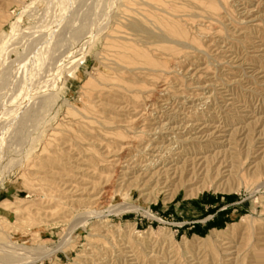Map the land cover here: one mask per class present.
Segmentation results:
<instances>
[{
	"label": "rangeland",
	"instance_id": "1",
	"mask_svg": "<svg viewBox=\"0 0 264 264\" xmlns=\"http://www.w3.org/2000/svg\"><path fill=\"white\" fill-rule=\"evenodd\" d=\"M35 259L264 264V0H0V264Z\"/></svg>",
	"mask_w": 264,
	"mask_h": 264
},
{
	"label": "bare ground",
	"instance_id": "2",
	"mask_svg": "<svg viewBox=\"0 0 264 264\" xmlns=\"http://www.w3.org/2000/svg\"><path fill=\"white\" fill-rule=\"evenodd\" d=\"M44 257H46V255H45ZM41 258H43V257H40V259H41ZM38 259H39V258H38ZM38 259H35V260L30 261L28 264H33V263L37 262Z\"/></svg>",
	"mask_w": 264,
	"mask_h": 264
}]
</instances>
